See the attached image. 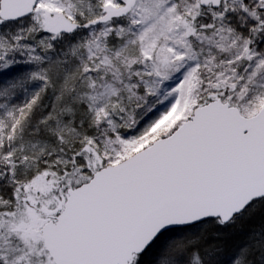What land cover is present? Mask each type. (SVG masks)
Listing matches in <instances>:
<instances>
[{
	"label": "snow or ice",
	"instance_id": "obj_1",
	"mask_svg": "<svg viewBox=\"0 0 264 264\" xmlns=\"http://www.w3.org/2000/svg\"><path fill=\"white\" fill-rule=\"evenodd\" d=\"M0 264H264V0H0Z\"/></svg>",
	"mask_w": 264,
	"mask_h": 264
}]
</instances>
